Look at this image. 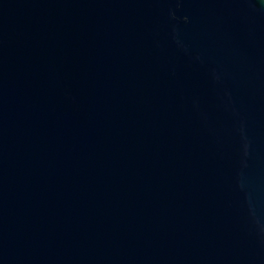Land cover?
Masks as SVG:
<instances>
[{"label": "water", "instance_id": "obj_1", "mask_svg": "<svg viewBox=\"0 0 264 264\" xmlns=\"http://www.w3.org/2000/svg\"><path fill=\"white\" fill-rule=\"evenodd\" d=\"M0 264H264V0H0Z\"/></svg>", "mask_w": 264, "mask_h": 264}]
</instances>
